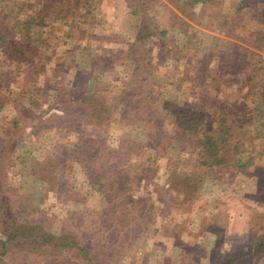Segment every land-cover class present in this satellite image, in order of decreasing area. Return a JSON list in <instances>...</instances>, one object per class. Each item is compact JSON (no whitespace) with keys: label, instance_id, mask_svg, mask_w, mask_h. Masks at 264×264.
Wrapping results in <instances>:
<instances>
[{"label":"trees","instance_id":"obj_1","mask_svg":"<svg viewBox=\"0 0 264 264\" xmlns=\"http://www.w3.org/2000/svg\"><path fill=\"white\" fill-rule=\"evenodd\" d=\"M100 1L79 0L77 8L83 11L77 10L80 16L75 17L71 0H0V252L34 257L42 264H128L138 232L158 230L161 234L160 229L168 228L173 205L165 193L170 182L190 187L203 175L225 182L236 174L258 175L264 168V68L260 67L264 61L257 57V68L245 71L249 75L245 91L231 93L226 103L219 95L227 87L228 72L242 65L241 58L236 57L241 47L233 44L230 52L207 67L205 56H211L210 50L202 48L210 46L216 52L218 35H207L205 44L188 32L190 16L186 9L212 8L213 0H141L138 5L142 12L130 11L138 21L128 35L117 29L124 25L116 28L102 16L96 19L94 14L104 5V0ZM228 24L225 20L214 25V30L227 34ZM74 35L78 37L72 43ZM263 35L264 30L255 34L256 51L264 46ZM54 48L62 51V61L53 57ZM67 50L73 54L72 67L76 70L72 77L77 76L75 82L79 79L82 87L63 91L59 81L62 65L67 64L63 61ZM139 55L153 68L152 73L146 71L147 75L158 74L159 78L150 82L151 77L132 73L124 79L115 71L124 68L132 72ZM82 64L89 66L87 74ZM169 69L177 74L188 71L191 79L168 76ZM47 70L53 74L52 82L45 80ZM85 76L90 78L89 85L83 80ZM40 77L45 78L42 81ZM105 80L106 87L99 86ZM108 88L120 94L117 102H124L127 110L118 106L115 112L116 104H110L107 98ZM204 96L213 101L210 109L196 105V100ZM145 107L160 109L169 118L168 125L179 140L180 156L183 153L184 158L177 161V167L164 169L159 177L153 175L148 184L151 189L142 196L138 190V196L130 189L137 180L125 176L119 183L117 174L121 163L137 157L140 147L109 130L127 131L129 119L135 120L137 112ZM54 108L60 113L55 127L66 135V143L48 142L43 151L50 157L33 154L26 173L20 172L15 165L13 141L18 130ZM234 124L240 131L232 137L230 126ZM84 153L93 156L92 160L100 153L104 155L100 171L81 160ZM73 172L80 179H72ZM26 183H32L30 187L38 191L30 190ZM49 194L62 206L83 205L90 198L100 214L97 223L42 219ZM42 221H48L53 229ZM55 222L63 223L57 229ZM104 228L111 240L99 245L91 242L95 232ZM230 228L226 224L224 230ZM262 235L251 245L230 246L221 264H238L254 254L264 257V232Z\"/></svg>","mask_w":264,"mask_h":264},{"label":"rangeland","instance_id":"obj_2","mask_svg":"<svg viewBox=\"0 0 264 264\" xmlns=\"http://www.w3.org/2000/svg\"><path fill=\"white\" fill-rule=\"evenodd\" d=\"M78 1L71 0L70 2L73 11H75V17L79 15L77 10L80 13L83 11L77 8ZM139 1L141 0H104L105 6L102 5L94 15L96 19H99L98 16H102V20L105 18L106 21L112 23L116 28L119 24L124 25L123 28L117 29H123V33L128 35L132 33L131 29L138 21V17L130 15V11L135 9L140 13L142 12L141 5H138ZM91 2L101 3L100 0H91ZM262 2H259V0H213L212 8L201 6L195 10L186 9V13L190 16V20L187 21L190 26L188 29L190 35L194 34L196 39L201 38L200 40L205 44L209 41L206 38L207 35H218V39L221 41L216 40L214 43V45H217L216 52L211 50L210 46H208L209 48L207 46L202 48L204 51L210 50L211 56H205L207 67H213L218 56H222L225 52H230L233 49V44L241 47L238 50L239 56L236 57L241 58L242 65L237 64L235 72H228L227 78H225L227 87L223 86L225 89H221V94L219 95L221 99L227 101L226 103L230 102L231 93L233 94L235 91L243 93L245 91L244 85L249 76L246 72L257 68V57L259 58L263 53L264 46L257 51L253 47L255 34L258 30H264V9L261 10L264 7V3L261 5ZM213 11L214 13L212 14ZM192 14L194 15L191 18ZM255 14L260 15L256 17ZM123 18L124 23L122 22ZM225 20L229 22L226 27H230L227 30V34L214 30V25L224 23ZM107 30L105 27L106 32ZM77 35L82 36L83 33L78 32ZM77 35L72 37V43L78 37ZM99 43L100 47L104 46V42ZM97 45L99 46V44ZM57 49L54 48V55L56 56L53 57L62 61V51ZM68 51L70 50L64 53L63 61L67 62V64L64 63L62 65L64 67L60 74L62 80L59 81L63 91L71 90L73 86L76 89L82 87L79 79L75 82L77 76L72 77L76 70L72 67L73 54ZM52 61L53 59L48 60L49 66H52ZM155 61V59L152 60V62ZM263 65L260 63V67L264 68ZM81 67L86 70V74L89 72L87 64H82ZM149 67H151L149 61L147 62L143 55H139L134 62L133 71L135 70V72H130L131 69L124 70V68L122 70L119 68L115 71H119L118 74L123 76H130V74L135 73L142 78H145V76L151 77L148 79L151 82V80L153 81L152 78H156L159 75L148 76L146 71L153 72L151 70L153 68L150 69ZM168 72V76H175V78L180 80L188 81L191 79L190 72L185 70L181 74H177L174 69H169ZM118 74L116 72V75ZM208 74L210 76V72ZM45 75L47 77V79L44 77L46 81L52 82L54 80L51 71L47 70ZM44 78L40 77V80L43 81ZM72 78H74L73 84H71ZM126 78L128 77L124 76V79ZM89 79L86 76L83 78L84 81H88V85L90 84ZM107 82L108 80H105L99 86L106 87ZM96 87H98V84ZM77 92L79 93L80 91ZM81 93L83 94V92ZM84 94L82 96L86 98L87 96ZM118 95L120 94L108 88L107 98L110 104L112 102L113 105L116 104L115 112H118V106L119 110H127L123 106L124 102L122 104L117 102L119 101ZM212 104V99L205 96L196 100V105L199 107L210 109ZM59 115L60 113L55 108L47 110L45 114L42 113L40 119L33 120V122L18 130L13 141L17 156L15 165L20 172L26 173L25 167L28 166L33 154L43 153L42 155L50 157V155H47V151H43L48 142L56 141L60 142L61 145L66 143V135L59 132L55 127L57 116ZM168 121L169 118L160 109L145 107L140 112H137L135 120L133 117L129 119L130 125L127 131L116 132L115 129L109 130L110 134H118L125 139L127 137L133 146L140 147L137 157L131 156L128 162L121 163L122 166L117 174L119 183L123 182L125 176H132V178L137 180L138 184L130 188L135 195L139 196L138 190L140 191V196L149 191L151 187L148 184L151 182V178L153 179V175L154 177H159L164 169L177 167V161L184 158L183 153L180 156L179 140L173 134ZM230 127L232 137L237 136L240 126L234 124ZM217 143L219 150L222 151V142L219 140ZM101 147L102 145L99 146V148ZM91 153L93 154L92 151ZM100 156L101 153L97 156V159L92 160L93 156L89 153H84L81 156V160L87 162L91 169L100 171L99 167L102 168L101 163L104 155ZM59 159L62 161L63 157L59 156ZM251 169L249 168L248 173H250ZM179 175L186 176L183 173ZM70 176L75 180L80 179V175L77 172H73ZM164 179V177L161 178V180ZM31 184L26 183L27 187L36 193L38 188H31ZM141 188H144V191ZM232 191L235 192L233 193ZM246 194L248 198L245 197ZM165 195L169 197V201L173 205L167 222L168 228L160 229L161 234L158 230L155 233L152 231L147 233L138 232L134 242L135 252L131 255L128 264H221L224 262L230 246L251 245L263 236L264 168L259 171L258 175L236 174L232 180L225 182L219 179H209L204 175L194 179L190 187L187 186V183L174 184L170 182L168 193L166 192ZM44 201L45 208L42 219L55 218L58 221L70 224L79 223L81 225L85 221L97 223L100 215L98 208L95 207L94 209V203L90 198L83 204L84 206L82 204L78 206L66 204L63 207L50 194L45 197ZM42 222L51 227L48 221ZM63 222H55L54 227L59 229L58 226L62 225ZM226 224L231 226L230 230H224ZM109 236L111 234L108 233V229L104 228L100 232H95L91 242H95L97 245L106 243L111 240ZM100 240L103 241L101 242ZM246 259V261H240L238 264H264V257L260 255L254 254ZM0 261L4 264H42L41 260L37 261L34 257H21L18 254L9 252H0Z\"/></svg>","mask_w":264,"mask_h":264},{"label":"built area","instance_id":"obj_3","mask_svg":"<svg viewBox=\"0 0 264 264\" xmlns=\"http://www.w3.org/2000/svg\"><path fill=\"white\" fill-rule=\"evenodd\" d=\"M260 58H261L262 61H264V48H263V53L260 55Z\"/></svg>","mask_w":264,"mask_h":264},{"label":"crops","instance_id":"obj_4","mask_svg":"<svg viewBox=\"0 0 264 264\" xmlns=\"http://www.w3.org/2000/svg\"><path fill=\"white\" fill-rule=\"evenodd\" d=\"M130 15H131V14H130ZM125 20H126V19H125ZM122 22L124 23V18H123Z\"/></svg>","mask_w":264,"mask_h":264}]
</instances>
